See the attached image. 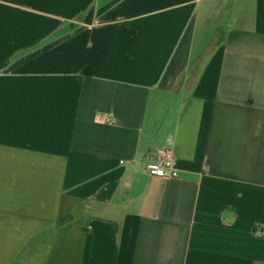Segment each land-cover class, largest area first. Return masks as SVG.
<instances>
[{"label":"crops","instance_id":"obj_1","mask_svg":"<svg viewBox=\"0 0 264 264\" xmlns=\"http://www.w3.org/2000/svg\"><path fill=\"white\" fill-rule=\"evenodd\" d=\"M0 264H264V0H0Z\"/></svg>","mask_w":264,"mask_h":264},{"label":"built area","instance_id":"obj_2","mask_svg":"<svg viewBox=\"0 0 264 264\" xmlns=\"http://www.w3.org/2000/svg\"><path fill=\"white\" fill-rule=\"evenodd\" d=\"M103 121L108 122V119ZM145 162V170L152 177L161 179L177 177V159L173 150L161 147L148 155Z\"/></svg>","mask_w":264,"mask_h":264},{"label":"trees","instance_id":"obj_3","mask_svg":"<svg viewBox=\"0 0 264 264\" xmlns=\"http://www.w3.org/2000/svg\"><path fill=\"white\" fill-rule=\"evenodd\" d=\"M82 77L91 76V71L89 69H85L81 72Z\"/></svg>","mask_w":264,"mask_h":264}]
</instances>
